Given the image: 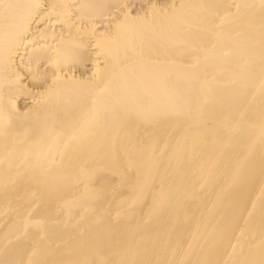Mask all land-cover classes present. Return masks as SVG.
<instances>
[{"label":"bare ground","instance_id":"1","mask_svg":"<svg viewBox=\"0 0 264 264\" xmlns=\"http://www.w3.org/2000/svg\"><path fill=\"white\" fill-rule=\"evenodd\" d=\"M16 2V0H8ZM72 4L104 5L126 3L131 15L136 16L145 3L164 5H200L208 3H248L256 7L248 10L254 22V45H242L229 49L231 55L226 66H218V83L213 91L200 92L199 85L190 82L187 73L173 72L167 80L158 78L160 66L143 65L132 56L131 47L143 48L145 53H159L163 58L166 47L160 29L156 25L129 22L119 37L115 50H119L120 63L115 66L116 79L104 99L109 103L121 101L116 113L107 115L108 134L86 145L71 160L66 157L62 165L37 175L42 181L36 184L25 177L15 190L5 194L2 184L7 164V151L15 148L17 155L29 151L36 153L42 146L33 147L30 142L21 143L24 133L35 122L17 121L9 131L7 140L0 136V248H3V212L9 200L14 207L21 198L36 190L44 201L51 194L50 224L53 237L50 249L40 258L49 264H62L82 258L76 249L81 241L99 243L118 249L130 238L140 241L138 259L154 261L167 244V254L178 247L176 259L185 252L191 264L209 259L223 261L231 252L229 243L219 244L221 230L233 229L232 242L241 228L249 237L259 240L264 231V135L261 133L258 115L264 97L259 92V80H248L242 71V58L250 59L259 67L260 0H67ZM97 13L103 9H95ZM196 15L200 9L184 10ZM103 30V29H101ZM128 48V59L124 51ZM92 55V54H87ZM114 61L109 58V68ZM167 67V66H165ZM92 60L78 66L76 76L90 75ZM123 69V71H121ZM87 70V71H86ZM209 69V73H211ZM188 96L190 108L185 115L159 123H147L130 115L136 106L132 101L141 96L153 98V108L168 107L167 93ZM8 89L0 91V102L6 103ZM31 102V97L16 96L20 112ZM79 97L70 92L58 103L45 109L49 122L62 118L65 109L75 107ZM234 109L246 111L250 119L233 120L225 131L224 116ZM250 120L252 122H250ZM254 122V123H253ZM35 138V131L33 133ZM165 140L169 147L161 151ZM158 141L152 152L147 146ZM181 146L177 154V146ZM50 159V157H49ZM57 161L60 157L57 155ZM47 169V162H45ZM83 169V170H82ZM15 176V169L9 178ZM89 184L91 193L84 194ZM171 193V199L158 211H153V200L161 187ZM71 202V210L63 207ZM92 209L85 212V209ZM120 213L117 216V213ZM251 213V215H249ZM81 216L84 219L81 220ZM79 222V223H78ZM66 225V226H65ZM83 230L84 235L80 232ZM60 247L57 248L56 244ZM24 241L13 245L0 259L26 256L20 251L26 248ZM259 259V254H256Z\"/></svg>","mask_w":264,"mask_h":264},{"label":"snow or ice","instance_id":"2","mask_svg":"<svg viewBox=\"0 0 264 264\" xmlns=\"http://www.w3.org/2000/svg\"><path fill=\"white\" fill-rule=\"evenodd\" d=\"M191 7L200 11L194 16L184 11ZM254 7L256 5L239 2L195 6L145 3L136 16H132L126 3L94 5L72 4L67 0H0V91L8 89L7 102H0V136L7 140L10 129L17 121L25 124L35 122L36 129L30 127L21 143L42 146L36 153L25 151L17 155L15 148L7 151L4 160L7 168L2 184L5 194L15 190L25 177L41 184L38 172L62 165L66 157L71 160L86 145L108 134L107 115L116 113L117 105L122 102L109 103L104 97L117 77L115 66L120 63L119 50L114 49L130 21L158 26L166 44L163 58L159 53L153 55L145 53L143 48L131 47L132 56L140 64L160 66L157 76L162 81L174 71L187 73L190 82L199 85L200 92L211 93L220 74L216 69L226 66L231 55L229 49L252 46L257 42L254 22L247 14ZM259 7L258 72L254 61L243 58L242 71L248 80L254 81L258 76L259 92L264 97V0H260ZM98 8L103 11H94ZM89 53L92 55H87ZM124 57L128 59V48ZM109 58L114 61L111 69ZM88 59L92 60L91 74L78 78V66L86 64ZM70 92L78 95V104L65 109L61 119L50 123L45 109ZM17 95L31 97L23 112L17 108ZM190 97L191 92L188 96L169 92L167 100L173 107L153 108V98L141 96L132 101L136 106L129 114L147 123L181 117L186 114L184 108H190ZM245 119H250L246 111L230 110L223 118L222 127L227 131L233 120ZM258 119L264 135V105ZM157 144L158 141L150 143L147 148L154 152ZM168 147L169 143L165 140L161 151ZM180 148L178 145L177 154ZM13 169L15 176L10 179L9 172ZM90 193V185L86 183L84 194L88 196ZM170 199L171 193L162 186L153 200V211L161 209ZM261 199L264 201V191ZM21 201L13 207L9 200L5 207L0 253L7 255L13 245L24 241L27 247L20 251L26 256L0 259V264H49L40 255L51 248L53 237L49 231L50 224L58 222L51 219V194L49 200L44 201L42 194L34 190ZM63 207L70 211L71 202L66 201ZM91 211L90 208L85 209L86 213ZM83 219L84 216H81ZM233 234L231 226H227L221 230L218 240L219 244L227 242L231 246L226 259L222 262L205 259L198 264H264V231L259 240L255 236L249 237L245 228L235 234V242H232ZM80 235H84L83 230ZM56 247L59 248L60 244L57 243ZM139 247L140 241L135 238H130L118 249L81 241L76 249H69L68 252L77 251L82 258L62 264H191L186 258L191 245L189 252L176 259L178 247L172 249V256L169 257L166 244L154 261L139 260ZM257 253L259 259L256 258Z\"/></svg>","mask_w":264,"mask_h":264}]
</instances>
